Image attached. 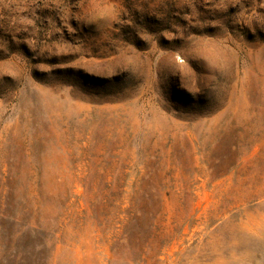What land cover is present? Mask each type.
<instances>
[{
  "label": "rangeland",
  "instance_id": "374dc122",
  "mask_svg": "<svg viewBox=\"0 0 264 264\" xmlns=\"http://www.w3.org/2000/svg\"><path fill=\"white\" fill-rule=\"evenodd\" d=\"M0 264H264V0H0Z\"/></svg>",
  "mask_w": 264,
  "mask_h": 264
},
{
  "label": "bare ground",
  "instance_id": "6f19581e",
  "mask_svg": "<svg viewBox=\"0 0 264 264\" xmlns=\"http://www.w3.org/2000/svg\"><path fill=\"white\" fill-rule=\"evenodd\" d=\"M240 243H241V241H240Z\"/></svg>",
  "mask_w": 264,
  "mask_h": 264
}]
</instances>
